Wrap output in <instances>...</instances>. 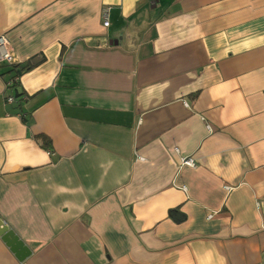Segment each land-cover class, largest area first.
<instances>
[{
	"label": "crops",
	"instance_id": "1",
	"mask_svg": "<svg viewBox=\"0 0 264 264\" xmlns=\"http://www.w3.org/2000/svg\"><path fill=\"white\" fill-rule=\"evenodd\" d=\"M0 32L34 64H0V264H264V0H0Z\"/></svg>",
	"mask_w": 264,
	"mask_h": 264
},
{
	"label": "built area",
	"instance_id": "2",
	"mask_svg": "<svg viewBox=\"0 0 264 264\" xmlns=\"http://www.w3.org/2000/svg\"><path fill=\"white\" fill-rule=\"evenodd\" d=\"M102 17H103V22H102L103 26H107L109 23L108 19H107V9H104L102 11ZM2 63L13 65L14 64V58H13L11 50L8 46V42H7L5 35L2 32H0V64H2ZM18 79H19V76L14 75L11 79H9L6 82V86L9 87V86L15 85L18 82ZM13 99H14V96H12V95L6 96L7 102H11ZM208 130L210 131L211 128H208ZM180 160H181V164L194 166V160L190 157L181 156ZM224 187L227 190H229L231 188L229 186H224ZM211 216H212V214L208 215V217H211Z\"/></svg>",
	"mask_w": 264,
	"mask_h": 264
},
{
	"label": "water",
	"instance_id": "3",
	"mask_svg": "<svg viewBox=\"0 0 264 264\" xmlns=\"http://www.w3.org/2000/svg\"><path fill=\"white\" fill-rule=\"evenodd\" d=\"M0 235L2 240L16 253L18 259H24L28 254V249H23V242L16 237L11 230H9L0 220Z\"/></svg>",
	"mask_w": 264,
	"mask_h": 264
},
{
	"label": "trees",
	"instance_id": "4",
	"mask_svg": "<svg viewBox=\"0 0 264 264\" xmlns=\"http://www.w3.org/2000/svg\"><path fill=\"white\" fill-rule=\"evenodd\" d=\"M33 65H34L33 63H27L25 65H17V66H14V64H13L12 65V70H15L16 74H20L23 71L30 69ZM38 137L41 138V140L43 142V145L45 146L47 139L44 136H41V135L38 136Z\"/></svg>",
	"mask_w": 264,
	"mask_h": 264
}]
</instances>
